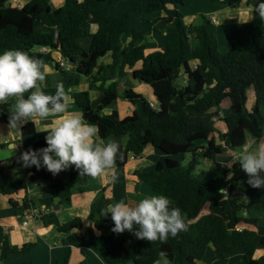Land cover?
<instances>
[{
	"label": "trees",
	"instance_id": "1",
	"mask_svg": "<svg viewBox=\"0 0 264 264\" xmlns=\"http://www.w3.org/2000/svg\"><path fill=\"white\" fill-rule=\"evenodd\" d=\"M122 1H127V7L120 14L113 13L112 9ZM8 2L0 0V53L18 49L46 65H54L57 72L49 73L42 89L54 94L56 86L62 83L86 122L95 125L100 138L116 137L123 152V159L117 160L119 167L125 166L131 155L140 156L148 144L164 153L156 168L140 171L139 177L153 190L175 200L171 206L180 208L186 215L187 231L163 243L137 239L127 231L114 233L111 217L100 215L103 208L95 199L89 218L98 230L110 228L109 233L97 236L107 263L200 264L208 246L213 244L224 261L236 252H243L244 259L236 264H264V254L255 257L257 250L264 249V217L241 214L243 210L250 212L256 204H261L264 211V188L251 187L239 164L234 162L227 167L218 161L223 144L217 143L215 137L218 117L228 122L221 140L238 151L244 149L248 140L257 148L264 137V20L254 12L252 20L229 34V49L222 52L217 26L207 15L200 14L190 25L184 22L181 7L185 0H65L58 8L49 0H30L23 7H12ZM220 2L237 7L240 0ZM138 12L144 14L141 28L134 25V15ZM85 22L98 25L89 49L79 42L90 36L83 27ZM153 30L165 32L164 46L147 53L148 37ZM44 47L48 51H43ZM55 50L70 62V69L55 61L52 55ZM106 55L112 57L111 63L101 64ZM138 61H142V66L134 69L133 76L151 85L159 105L152 107L142 93L130 88L122 95L134 105L131 115L121 118L117 110L104 113L103 109L121 95L119 84L126 78V68H133ZM180 75L186 77L184 87L175 83ZM84 77L101 92L96 107L89 91L70 90ZM250 88L255 93L251 107ZM225 99L230 101L229 115L222 117L215 108ZM15 102L0 106V121L9 123L7 110ZM35 132L36 125L31 121L22 125L23 135ZM45 147L46 139L31 143L33 150ZM187 153L191 159L184 164ZM203 161H209L210 168L198 170ZM29 172H32L30 176ZM89 178L80 176L74 165L57 175L35 166L21 174L13 162L0 160V194H13L31 183L53 185L58 202L48 216L71 203L73 188L87 183ZM239 183L245 187L244 198L234 195ZM11 203L19 205L14 200ZM20 205L24 209L35 203L25 196ZM205 209L208 212L202 214ZM242 223L253 224L257 229L237 230ZM82 226V220L76 218L61 225L59 230L67 233ZM132 240L137 241L133 252L128 246ZM81 241L82 237L75 233L64 239L65 257L57 264H69L71 247ZM34 245H14L6 236L0 249L1 264H6L10 255L25 252ZM81 264L89 263L84 260Z\"/></svg>",
	"mask_w": 264,
	"mask_h": 264
},
{
	"label": "crops",
	"instance_id": "2",
	"mask_svg": "<svg viewBox=\"0 0 264 264\" xmlns=\"http://www.w3.org/2000/svg\"><path fill=\"white\" fill-rule=\"evenodd\" d=\"M29 1L30 0H9L8 5L12 7H23ZM49 1L54 8L62 6L65 2V0ZM220 1L222 0H219L218 2H214L212 0H185V5L181 7V11L184 13V21L187 25L195 23L200 14L207 15L217 26L220 49L223 52H226L229 49V34L238 30L242 23L253 19V8L259 0H240L237 7H230ZM126 7L127 1H122L112 9V12L120 14ZM143 17L144 14L142 12H138L134 15V25L137 28H141ZM83 27L88 31L90 36L80 39L79 42L86 49H89L92 43V34L98 30V25L95 23L85 22L83 23ZM164 34L165 32L157 30H153L149 34L147 41V53L163 48ZM52 55L58 63H70L62 57L59 51H53ZM111 61L112 57L110 55H106L100 60V63L107 64L111 63ZM194 64H196V62ZM47 66L49 73L52 75L56 74L57 70L54 65ZM141 66L142 61H138L133 68H126V78L119 84V91L121 95L113 104L103 109L104 113L109 114L114 110H117L121 118L131 115L134 110V105L122 95L130 88L142 93L149 102L159 105V100L151 85L136 80L133 76L134 69L140 68ZM109 82H107V84ZM70 90L71 92L87 90L90 92L93 106L96 107L100 103L101 92L92 87L87 77H84L80 84L72 87ZM69 96L70 100L68 113L80 115L85 120L81 109L76 104L72 95L69 94ZM254 100V89L250 88L248 90V105L250 107L253 105ZM9 101H16V98L12 97L7 102ZM229 106L230 101L227 103L225 99L221 105L215 109L220 112V116L226 117L229 115ZM11 110V108L7 110V113L10 115ZM61 119H63V114H56L46 119L37 118L35 122L36 132L32 135H23L22 126L19 128L18 132L10 129L9 123L0 121V144L2 145L0 146V160L11 161L14 163V157L19 153V148L29 146L31 143L39 139H46V136L50 134L53 123L58 122ZM215 125L216 141L217 143L223 144V152L217 157V159L223 165L231 167L235 162L239 151L231 145H226L224 141L221 140L220 135L224 134L228 130V122L218 117L216 118ZM97 138L101 142H108L112 140L117 141L114 135L101 139L98 134V130ZM123 140L126 141L127 137H123ZM10 142H21L14 154L7 150V144ZM203 143L207 142H201L200 144ZM261 144H264V137L260 141L259 146ZM250 146L251 150L256 149L253 147L252 141L248 140V143L244 148L248 149ZM225 153L229 156L228 158L222 159V156ZM163 155L164 153L159 148L152 144H148L140 156L135 157L131 155L125 166L119 167L116 162L111 170L105 171L102 175L90 177L88 182L85 184L76 185L73 188L71 203L63 205L60 209L56 210L52 216H48V213L58 202V198L56 197V191L51 183H31L28 184L26 188L20 189L13 194H0V249L2 248V244L6 236H8L10 242L14 245L22 246L26 243L35 244L25 252L10 255L6 260V264H57L59 261H63L65 257L66 247L63 242L64 239L73 233L82 237V241L81 243L71 247L69 264H81L84 260H86L89 264H108L103 257L104 248L100 242H98L97 236L100 233H109L110 228L105 226L101 230H98L95 227L92 220L89 218L92 202L96 199L98 205L105 208L108 204L114 202L124 201L135 203L144 196L165 195L153 190L147 182L141 180L139 177L140 171L152 170L156 168ZM207 164H210V162L208 161ZM19 173L22 174V172ZM245 194L246 193H244L242 198L245 197ZM25 196H28L36 206L46 208V215H44L42 219L31 221L27 225H23L21 223L23 208L20 204L23 202V198ZM165 196L170 200L171 205L175 204V200L172 197L168 195ZM11 200L18 202L19 205H13ZM207 212L208 211L204 212L203 210L202 214ZM251 213L261 218L264 217V211L261 204L254 205L250 212L247 210H243L241 212V214L245 217H248ZM44 218H46V220H44ZM76 218H80L83 222L81 229H75L67 233L59 230L61 225ZM240 227L257 229L255 225L245 223H242ZM210 245L214 247L213 244ZM128 246L132 252L135 251L137 241L132 240L129 242ZM263 254L264 249L257 250L255 257L258 258ZM243 259L244 253L236 252L224 261L219 251L214 247L212 249H207L206 255L201 261H199V263L236 264ZM123 264L135 263L131 261Z\"/></svg>",
	"mask_w": 264,
	"mask_h": 264
},
{
	"label": "clouds",
	"instance_id": "3",
	"mask_svg": "<svg viewBox=\"0 0 264 264\" xmlns=\"http://www.w3.org/2000/svg\"><path fill=\"white\" fill-rule=\"evenodd\" d=\"M253 11L264 20V0H260ZM48 75V66L28 52L11 49L0 53V106L7 104L10 98H16L11 105L10 129L19 132V128L29 121L35 124L37 118L63 114V119L54 122L46 136L47 147L30 149L22 154L23 166L43 167L57 175L74 165L80 176L89 177L111 170L117 160L123 159L121 145L115 140L101 142L95 125L80 115L68 113L70 96L62 83L56 86L54 94L46 93L41 86ZM20 143H8L7 150L14 154ZM235 163L246 173L251 187L264 188V144L254 150L241 149ZM100 215L111 217L114 233L127 231L137 239L149 242L163 243L189 227L182 210L172 207L170 200L162 194L144 196L135 203L108 204Z\"/></svg>",
	"mask_w": 264,
	"mask_h": 264
},
{
	"label": "built area",
	"instance_id": "4",
	"mask_svg": "<svg viewBox=\"0 0 264 264\" xmlns=\"http://www.w3.org/2000/svg\"><path fill=\"white\" fill-rule=\"evenodd\" d=\"M43 51H48V48L47 47H44L42 48ZM60 65L62 67H65L67 69H70L71 68V64L70 63H64V62H61ZM150 105L154 108H157L158 105L154 104L153 102H150ZM216 120V118H215ZM31 149V145L29 146H25V147H22V148H19V153L14 157V164L17 165V171L19 172H22V173H27L28 172V167H24L23 166V162H22V154L28 150ZM46 213V208H42V207H39V206H36V205H32V206H29L27 208H24L23 209V212H22V220H21V223L23 225H27L29 224L31 221H35V220H39V219H42L44 217V215ZM237 230H241L242 228L239 226H237L236 228Z\"/></svg>",
	"mask_w": 264,
	"mask_h": 264
},
{
	"label": "rangeland",
	"instance_id": "5",
	"mask_svg": "<svg viewBox=\"0 0 264 264\" xmlns=\"http://www.w3.org/2000/svg\"><path fill=\"white\" fill-rule=\"evenodd\" d=\"M184 22H185V21H184ZM219 49H220V45H219ZM220 51H222V50L220 49ZM222 52H223V51H222ZM175 83L177 84L178 87H184V86L186 85V83H187V80H186L185 75H180V76L177 78V80L175 81ZM95 93H96V92H95ZM95 93H94V94H95ZM226 102L229 103V100L226 99ZM226 105H227V104H226ZM215 121H216V120H215ZM250 144H251V143H250ZM250 144H249V145H250ZM248 150H251V146H250V148H248ZM253 150H254V149H253ZM228 156H229V155H228L227 153H225V154H223L222 159L228 158ZM190 159H191V154H190V153L185 154V159H184L183 163H184V164H187L188 161H189ZM207 163H208V161H203L201 164L198 165L197 169H198V170H202V169L207 170V169H209L211 165H210V164H207ZM16 169H17V165H16ZM263 175H264V173H263ZM244 193H245V187H243V186L239 183V185L237 186V189H236V191L234 192V194L237 195V196H239V197H243ZM206 211H207V209L204 210V212H206ZM244 213H246V212H244ZM212 248H214V247L210 245L208 249H212Z\"/></svg>",
	"mask_w": 264,
	"mask_h": 264
},
{
	"label": "water",
	"instance_id": "6",
	"mask_svg": "<svg viewBox=\"0 0 264 264\" xmlns=\"http://www.w3.org/2000/svg\"><path fill=\"white\" fill-rule=\"evenodd\" d=\"M32 174V172H29L28 175L30 176Z\"/></svg>",
	"mask_w": 264,
	"mask_h": 264
}]
</instances>
